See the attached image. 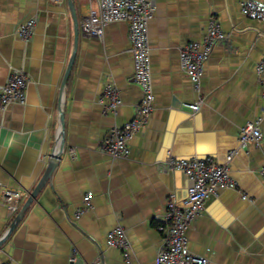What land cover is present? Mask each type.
Segmentation results:
<instances>
[{
  "label": "crops",
  "instance_id": "1",
  "mask_svg": "<svg viewBox=\"0 0 264 264\" xmlns=\"http://www.w3.org/2000/svg\"><path fill=\"white\" fill-rule=\"evenodd\" d=\"M72 1L79 25L97 8L96 0ZM153 1L155 109L147 126L128 141L130 155L115 159L100 145L113 129L132 121L142 98L132 80L129 24L108 26L102 40L86 38L79 29L76 48L68 0H0V87L14 71L29 79L26 104L0 109V264H71L73 250L84 264H126L123 253L106 243V234L117 227L132 244L131 264H156L166 237L161 219L167 200L174 195L182 205L190 187L186 175L166 167L169 158L225 163L230 153H235L229 168L238 188L207 200L186 232L188 247L210 264H264V77L256 72L264 60V20L240 10L242 2L264 6V0ZM212 16L230 43L213 50L198 95L181 69L180 53L203 39ZM32 18L37 26L26 43L17 29ZM108 85L118 91L116 109L104 96ZM199 96L202 107L193 113L185 104ZM61 112L65 148L58 170L7 237L28 197L10 217L2 193L35 189L58 149ZM257 122L261 145L241 146V129ZM87 192L94 195L93 209L76 220Z\"/></svg>",
  "mask_w": 264,
  "mask_h": 264
},
{
  "label": "built area",
  "instance_id": "2",
  "mask_svg": "<svg viewBox=\"0 0 264 264\" xmlns=\"http://www.w3.org/2000/svg\"><path fill=\"white\" fill-rule=\"evenodd\" d=\"M52 1L56 4L65 2V0ZM96 2L97 8L90 9L79 25L81 34L86 38L102 40L108 26L121 22L128 23L134 68L132 80L142 93L132 121L120 129H113L100 145L102 153L121 159L130 155L128 141L147 126L155 109L149 24L155 17L157 6L153 0H96ZM240 10L247 18L264 20V6L254 1L242 2ZM36 26L35 18L21 23L17 29L19 39L26 43L30 42ZM229 43L230 36L223 31L220 21L212 16L203 39L189 43L181 51V69L188 76L198 95L201 92L204 67L213 50L219 45L227 46ZM256 72L264 77V60L258 63ZM28 86L27 74L23 71H14L6 84L0 87V109L10 105H25ZM104 96L110 102V108L116 109L121 105L118 91L113 85L107 86ZM199 97L198 102L185 104V107L193 113L199 112L203 104L202 96ZM262 97L264 99V91ZM262 140L263 133L258 122L248 123L241 129V146H246L248 143L260 146ZM234 154L230 153L225 163H219L211 158H169L166 167L186 175L190 180V187L182 205L178 204L174 195H170L167 200L165 214L161 219L164 223L161 230L166 231V237L158 252L156 264H210L207 258L194 255L190 251L186 232L204 211L206 202L211 196H216L221 191L238 188L229 168ZM260 175L264 179V167L261 168ZM28 196V193L21 191L10 189L3 191L2 200L10 217L17 215L20 204ZM93 197L92 192L84 194L82 205L75 213L76 220L93 209ZM242 198L246 200L248 197L243 195ZM106 243L109 247L120 250L126 264H131L132 244L123 228L117 227L109 231L106 235ZM69 260L71 264H84L75 250Z\"/></svg>",
  "mask_w": 264,
  "mask_h": 264
},
{
  "label": "water",
  "instance_id": "3",
  "mask_svg": "<svg viewBox=\"0 0 264 264\" xmlns=\"http://www.w3.org/2000/svg\"><path fill=\"white\" fill-rule=\"evenodd\" d=\"M69 2V7L71 10V15L73 17L74 23H75V33H76V48L78 45V39H79V23L78 20L76 18V12L74 9V4L72 0H68ZM75 61V53L69 63V66L67 68L66 71V75L64 78V82H63V93L61 96V105L63 106L65 100H66V85H67V80L68 77L70 75V72L72 70L73 64ZM63 108V107H62ZM59 138H58V149L55 153H53L47 163V167L46 170L42 176V178L40 179L39 183L37 184V186L35 187V189L32 191L31 194H29L28 199L26 201V203L24 204L23 208L21 209V211L19 212V214L16 216L9 234L7 235V237H9L13 230L16 227V224L19 222V220L22 218V216L28 211L29 207L32 205V203L37 199V197L40 195V193L43 191V189L46 187V185L49 183H52V180L58 170V166L60 163V160L62 158V154L64 152V148H65V142H64V116H63V112L60 113L59 115ZM6 237V238H7ZM2 243L0 242V248L2 247Z\"/></svg>",
  "mask_w": 264,
  "mask_h": 264
},
{
  "label": "bare ground",
  "instance_id": "4",
  "mask_svg": "<svg viewBox=\"0 0 264 264\" xmlns=\"http://www.w3.org/2000/svg\"><path fill=\"white\" fill-rule=\"evenodd\" d=\"M107 235V234H106Z\"/></svg>",
  "mask_w": 264,
  "mask_h": 264
}]
</instances>
